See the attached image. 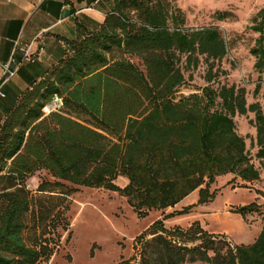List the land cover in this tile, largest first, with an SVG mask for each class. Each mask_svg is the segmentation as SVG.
I'll use <instances>...</instances> for the list:
<instances>
[{
	"label": "trees",
	"instance_id": "obj_1",
	"mask_svg": "<svg viewBox=\"0 0 264 264\" xmlns=\"http://www.w3.org/2000/svg\"><path fill=\"white\" fill-rule=\"evenodd\" d=\"M112 3L98 30L79 33L66 48L59 44L56 63L22 93L0 126V264H38L48 255L46 246L22 238L30 208L25 183L36 171H47L57 186L65 181L116 191L140 216L174 207L195 190L197 204L212 201L210 186L221 175L251 182L264 173V110L257 103L247 107L243 88L205 86L202 95L174 97L185 81L177 57L186 55L188 64L196 53L221 59L227 45L220 32L169 28L160 0ZM251 29L259 33L250 51L254 67L264 72V8ZM131 57L142 60L145 72ZM55 95L63 106L44 114ZM216 98L220 109H212ZM248 110L255 114L259 166L233 120ZM119 176L128 180L124 187L114 182ZM194 206L164 214L139 235V261L108 264H264V226L250 244L217 241L197 225L180 234L199 244L174 238L164 221ZM257 209L252 202L233 212L244 217Z\"/></svg>",
	"mask_w": 264,
	"mask_h": 264
},
{
	"label": "rangeland",
	"instance_id": "obj_2",
	"mask_svg": "<svg viewBox=\"0 0 264 264\" xmlns=\"http://www.w3.org/2000/svg\"><path fill=\"white\" fill-rule=\"evenodd\" d=\"M107 1L110 3L107 10L110 11L113 3L112 0ZM160 1L168 12L169 28H216L227 45V53L221 59L196 53L194 61L188 64L186 55L177 57L185 81L174 97L178 100L192 94L202 95L205 86L216 90L222 85H234L244 89L247 107L257 103L264 110V72L254 67L256 58L250 52L259 37L251 25L257 12L264 8V0ZM129 59L145 72L140 58ZM220 103L216 98L212 109H220ZM233 120L237 133L245 139L248 154L259 166L255 158L254 112L248 110L243 115L236 114ZM57 181L47 171L39 170L25 183L30 193V208L25 214L22 238L28 245L46 246L48 252L38 264H108L123 259L137 262L138 236L164 214L187 206L153 209L140 216L127 198L116 191L76 186L65 181H60L62 186H57L54 184ZM114 182L124 187L128 180L119 176ZM42 183L44 191L38 190ZM210 191L216 193L212 201L201 206L194 203L189 213L166 219L164 225L169 232L188 246L200 241H190L191 236L180 233L196 225L217 241H225L231 246L252 243L264 226V173L251 182H244L235 174L221 175L210 186ZM195 193L198 194V190ZM252 202L257 203V211L244 217L233 212ZM209 254L213 255V252L209 251Z\"/></svg>",
	"mask_w": 264,
	"mask_h": 264
},
{
	"label": "crops",
	"instance_id": "obj_3",
	"mask_svg": "<svg viewBox=\"0 0 264 264\" xmlns=\"http://www.w3.org/2000/svg\"><path fill=\"white\" fill-rule=\"evenodd\" d=\"M107 0H0V62L21 60L29 45L40 51L33 61H25L13 78L3 83L0 95V126L18 99L39 82L58 56L59 44L76 39L79 33L96 31L104 22ZM0 76V85L2 84ZM193 191L175 206L197 203ZM203 204H199L201 206Z\"/></svg>",
	"mask_w": 264,
	"mask_h": 264
},
{
	"label": "built area",
	"instance_id": "obj_4",
	"mask_svg": "<svg viewBox=\"0 0 264 264\" xmlns=\"http://www.w3.org/2000/svg\"><path fill=\"white\" fill-rule=\"evenodd\" d=\"M31 46L32 45H29L26 48L22 49L23 56L21 60L16 61L14 58H11L7 62L4 63L0 62V76L3 79L2 84L0 85L1 96H4V93L1 90L3 83H5L7 80L17 75L23 62L25 61L33 62L39 57L40 51H32ZM62 106H63L62 97L55 95L49 102L45 104L42 110L44 114H49L50 112L60 110Z\"/></svg>",
	"mask_w": 264,
	"mask_h": 264
}]
</instances>
